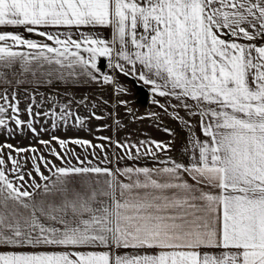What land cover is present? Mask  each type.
<instances>
[{
	"label": "snow or ice",
	"instance_id": "obj_1",
	"mask_svg": "<svg viewBox=\"0 0 264 264\" xmlns=\"http://www.w3.org/2000/svg\"><path fill=\"white\" fill-rule=\"evenodd\" d=\"M0 134V264H264V0H0Z\"/></svg>",
	"mask_w": 264,
	"mask_h": 264
},
{
	"label": "rangeland",
	"instance_id": "obj_2",
	"mask_svg": "<svg viewBox=\"0 0 264 264\" xmlns=\"http://www.w3.org/2000/svg\"><path fill=\"white\" fill-rule=\"evenodd\" d=\"M120 80L126 84L130 88V94L124 95L121 98L127 99L132 103V106L137 109V114L142 115L146 111H154V112H159L160 109L159 107L152 102V96L153 94L151 93L150 86L144 84L148 89H149V100L148 103L145 105H142L141 103L137 102V93L134 85L132 84L131 80L121 74ZM139 82V81H137ZM140 83V82H139ZM143 84V83H142ZM24 87H21V106L24 107L26 105L27 101L25 97L27 96V93L24 91ZM77 92H80L82 94H88L91 96L93 100L98 99L100 96H104L105 98H111L113 103H115L116 96L114 94V91L112 90V86H99V85H93L91 88L89 87H83V88H77ZM63 92V89L62 91ZM39 98V97H38ZM119 111L120 116L123 118L124 123L127 125L126 128H121L119 135L123 137L126 132H132L133 135L137 138H144L147 139L148 137H153L155 139H162V140H170L171 136L168 132H166L164 129L167 126H171L173 128H178L179 125L178 122L173 121V119L170 116L162 115L161 119L159 121H154L153 118L151 117H144L142 120H137V121H132L128 115L125 113L124 107L120 106L118 109H113L112 107L102 104L101 107L98 109L100 112H114V111ZM81 112L84 115H87L88 112L86 109L81 108ZM27 114L25 113V116ZM97 123H111V118L104 119V120H93L92 121V128L93 132L96 131L95 125ZM103 135H111L112 130L111 129H104L101 130ZM181 131V140L179 144L176 145L175 150H173L171 155L173 156H179L181 155L180 149L183 148L184 142H183V137L186 135V133H183L182 129ZM93 132H88L86 129H80L77 127H69L66 131L61 128L57 131V135L61 136H69V135H81V136H86L89 138L93 137ZM45 138L48 137V133H44ZM5 138L3 134H0V141H2ZM13 143H20V144H26L33 142L31 140L30 134L27 137H20V138H13L12 139ZM183 158V157H182ZM151 161V160H149Z\"/></svg>",
	"mask_w": 264,
	"mask_h": 264
},
{
	"label": "water",
	"instance_id": "obj_3",
	"mask_svg": "<svg viewBox=\"0 0 264 264\" xmlns=\"http://www.w3.org/2000/svg\"><path fill=\"white\" fill-rule=\"evenodd\" d=\"M104 58H102L103 62ZM132 84L134 85L137 93V102L141 103L142 105H145L148 103L149 100V89L142 83L137 82V80L128 77Z\"/></svg>",
	"mask_w": 264,
	"mask_h": 264
},
{
	"label": "crops",
	"instance_id": "obj_4",
	"mask_svg": "<svg viewBox=\"0 0 264 264\" xmlns=\"http://www.w3.org/2000/svg\"><path fill=\"white\" fill-rule=\"evenodd\" d=\"M44 89H41V91H43ZM62 91V89H61ZM148 163H153V161H147ZM128 163H132V161H128Z\"/></svg>",
	"mask_w": 264,
	"mask_h": 264
}]
</instances>
